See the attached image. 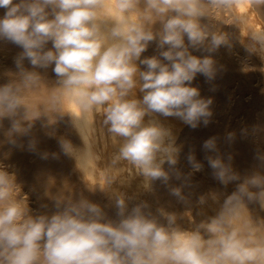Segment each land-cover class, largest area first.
Segmentation results:
<instances>
[{
  "label": "clouds",
  "instance_id": "obj_1",
  "mask_svg": "<svg viewBox=\"0 0 264 264\" xmlns=\"http://www.w3.org/2000/svg\"><path fill=\"white\" fill-rule=\"evenodd\" d=\"M243 2L0 0V43L20 49L13 58L16 71L0 84V129L7 120L10 127L3 134L8 144L30 136L41 117L53 124L47 115L29 118L23 103L24 93L39 87L50 70L57 89L55 121L68 116L82 136L89 114L102 112L106 131L120 141L111 165H130L140 190L151 192L159 182L187 205L192 193L184 189L194 187L192 177L204 172L205 164L216 183L235 184L220 212L187 230L178 225L175 211H146L147 201L134 202L111 180L107 197L115 219L82 195L57 198L50 215L26 218L24 206L11 198L13 174L0 167V264H264L259 229L251 221L243 227L233 223L235 211L250 203L264 208V172L241 176L233 156L221 155L216 137L202 143V159L189 149L185 172L179 166L183 146L163 122L171 117L191 129L208 126L213 101L194 81L198 76L214 81L225 70L216 59L221 48L231 52L239 42L249 56L264 62V28L240 35L247 17L236 16L235 9ZM248 2L264 5V0ZM214 11L232 14L238 31L217 26L211 20ZM153 42L155 54L142 56ZM65 100L78 112L59 111ZM227 139L231 143L234 134ZM58 144L76 160L68 139L61 136ZM35 148L30 139L28 149ZM255 159L264 168V154L257 152ZM198 202L203 205L205 197Z\"/></svg>",
  "mask_w": 264,
  "mask_h": 264
},
{
  "label": "bare ground",
  "instance_id": "obj_2",
  "mask_svg": "<svg viewBox=\"0 0 264 264\" xmlns=\"http://www.w3.org/2000/svg\"><path fill=\"white\" fill-rule=\"evenodd\" d=\"M2 14H3V10L0 9V15ZM235 15L240 16V17H244V16L247 17L246 26L244 25L240 26L241 27V31H240L241 37L247 36V29L264 28V5L254 7L248 2V0H244V2L235 9ZM211 20L217 26L225 28L226 31H233V32L238 31V29L234 27L235 20H234L233 15L228 12L214 11L213 13H211ZM153 44L154 42L152 43V45ZM155 46L154 48H156ZM148 50L150 49H147L146 52L142 54V56L144 55L146 56V54L149 53ZM19 51L20 49H18L17 47H15L14 45L10 43L8 44L0 43V84L7 82V80L9 79V76H8L9 72L16 71L13 58L15 55L18 54ZM151 51L152 50H150V52ZM217 55H218L217 58L219 57L218 61H220V63L224 65V68H225V70L221 73L222 81L224 80V82H228V84L231 81H233V83L231 82L232 84H234L235 82L237 95H239L241 99L236 102L235 106H233L232 108L233 111L237 112V111L246 109L247 108L246 105H248L246 104V102L248 101H244L246 104L245 105L242 100H245V97L248 96L252 99L251 104H250L251 109L248 110V113L252 112L253 111L252 109L260 110V113L262 114V119L264 120V92L261 91V89H264V71H261V69H264V62H262L255 55L249 56V54L246 52L243 45L240 44L239 42H234V46L231 52H229L225 48H221ZM244 62H246L247 65ZM245 66L247 67L245 68ZM52 79H54V77H52L51 71L49 70L48 76L45 77V80L41 82L39 87L34 88V89H29L24 93L23 103L29 109V118H35L36 116H39V115H47L49 117V121L52 122L53 124L49 125L47 123L46 117H41L40 119H37L34 122L31 135L19 137L17 145L15 146L8 144L5 141V137L3 133L5 130H7L8 127H10L9 122L7 120L4 121V128L0 129V167H3L10 174H13L15 185H14V188L11 190V198L16 202H19L22 206H24L26 218H28L29 216L34 217V216L43 215V214L50 215L55 210V202L57 198L79 199L82 195L92 200L93 202L99 203L104 208L108 217L110 219H115L116 217H115L114 205L107 197V193L109 191V180L113 182H117V184L114 186L119 187V190L124 192L126 196L132 197L134 202L136 200L147 201L150 205V208L147 209L146 211H154L151 208V203L153 201H155L154 203H157V200L159 199L161 192H162V195L163 193H166L167 195H169L166 188L163 185H161L159 182H156L153 185V191L144 192L138 188L139 179L136 178L135 172L131 168L130 165H128L126 162H121L116 167H113L111 165V161L119 148L120 141L117 138L108 134V132L106 131L102 123V120H103L102 112L89 114L88 126L81 129L82 136L72 126L70 122V118L68 116L65 115L62 118L57 116L56 121H55L57 108L53 106L52 96L57 92V89ZM194 83H197V82L194 81ZM195 85L197 86V84ZM198 85L202 86L201 83H199ZM201 86H199V88H201ZM227 87L228 86L224 88V90L222 91V94L223 93L224 94L221 96L225 97L227 93ZM229 89H231L230 86H229ZM231 90H234V89H231ZM230 92L229 94H231ZM209 93L212 94L213 92H211L210 90L207 91V93H205L207 94L206 95L207 97H209L208 96L210 95ZM226 98L227 97H225V100ZM232 99H234V97ZM218 102L220 101L218 100ZM214 107L215 106L213 105V108ZM229 109L231 110V108ZM59 111L61 112L77 111L78 112V110L75 109L74 106L70 104L69 102H67L66 100L62 102V106L59 109ZM211 111L213 114L215 113L214 114L215 116L217 115L216 114L217 108ZM262 119L260 121H262ZM163 122L165 123L167 127L171 128L173 134L177 138L178 134L180 133L179 131L182 130L181 127L183 124L179 120L175 118H171V117L167 119H163ZM247 122H248L247 126L243 128L244 132L242 136L239 137V136L234 135V140H233L234 142L232 141L230 143L228 140H226L227 144L224 143L225 144L224 149L222 147L221 148L219 147V149L221 150L223 149L221 155L231 154L233 156V165L235 167V170L239 172L241 176L250 174L251 172L256 171V170L264 172V168H262L261 170L259 167L258 161L255 159L256 154L252 152L254 151V147H257V146H254V144L261 145V147H262V144H264V130H261L259 132V135L255 137V141H254V137L249 135L250 134L249 128L252 127L253 125L250 120H247ZM262 122H263L262 125H264V121ZM224 123L226 124V122ZM210 125H212L211 118H210V123L208 124V126ZM214 128L215 127H213L212 125V129H209V130L215 133L220 132L218 129L219 127L215 129ZM61 136L68 139L73 145L74 149L77 150V152L75 153L76 160L72 156L65 154L60 149L59 144H58V138ZM30 139H35L36 141V148L34 151L28 149V142ZM237 142L238 143L242 142L241 144L242 146L239 147V146H235L232 144V143H237ZM259 143H262V144H259ZM177 144L180 145L178 141H177ZM218 145L222 146V144L221 145L218 144ZM183 147L182 149H184ZM196 149H193V150H196ZM44 153L48 154L46 159L42 158V154ZM181 157L183 159V156ZM245 162H248V163L250 162L249 164H251V166L248 167L246 165L247 163L245 164ZM209 175L210 174H208V176ZM118 183L124 186H120ZM194 184L196 185L197 183H194ZM203 185H200L199 188L202 187ZM208 187L211 190V195L213 194L212 196L214 198H218L219 200H221V203L219 201L217 202L216 200H213L212 198L209 199L211 196L207 197L208 200H211V202L208 201L207 199L205 200L209 202V206H210L209 210L211 213H207L206 209H208V207L206 203H205L206 211L199 208L200 206H198L197 210L195 209L197 211L196 215L198 219L196 220L199 221L200 223L202 221L207 220L208 217L214 216L218 212H220L223 209V202L226 196L231 194V192L235 190V184H230L227 187H223L220 184L216 183L214 180H212V178L210 179ZM190 191L192 190L189 189V192ZM194 192L192 191L191 193L194 194ZM206 193L208 192L206 191ZM193 194L192 196L195 197V194L194 195ZM204 196L206 197V194ZM166 197H169V196H166ZM171 197L173 198V196ZM194 197H190L189 199L192 198L193 200ZM164 200L166 199L164 198ZM159 201L156 204V206L159 203L161 204L162 201L160 202ZM163 202L167 204L166 201H163ZM173 203H174V199H173ZM190 203L191 201L189 202V204ZM171 205L172 204H170V206ZM160 206L161 205H158L157 207H160ZM166 206L165 208L168 207ZM154 207H155V204H154ZM172 207L174 206L172 205ZM184 209L186 208L184 207ZM182 213H183V210H182ZM234 214L236 215V219L234 220L235 227H243L246 222L251 221L254 224V226H256L259 229V232L257 234L260 236H264V208H261L259 203H255V202L250 203L248 207H244L242 209L236 210ZM184 217L185 216H183L182 219ZM185 221H187V217L184 218V222ZM188 221L190 222L189 219ZM184 222H182L183 224L181 226L180 221H179L180 224L177 221V223L180 225L181 228L184 227L183 229H187V230L193 229L192 227L186 228L187 225H190V224H187V222H185L184 224ZM191 225H193V223Z\"/></svg>",
  "mask_w": 264,
  "mask_h": 264
},
{
  "label": "rangeland",
  "instance_id": "obj_3",
  "mask_svg": "<svg viewBox=\"0 0 264 264\" xmlns=\"http://www.w3.org/2000/svg\"><path fill=\"white\" fill-rule=\"evenodd\" d=\"M156 27H158V25H155ZM154 26V27H155ZM155 44V43H154ZM152 45V43L150 44V46H149V48L148 49H150V50H152L151 52H150V50H148V54H146V56H152V54L154 55V53H155V49L156 48H154V46L155 45ZM156 47V46H155ZM151 54V55H150ZM145 56V55H144ZM217 56L218 55H216V59H217V62H218V64H221L220 63V61H218L219 59V57L217 58ZM245 64H246V62H244ZM247 65V64H246ZM222 73V72H221ZM219 74L218 75V77L214 80V82L213 81H206L205 79H204V77H202V76H198L197 78H196V82L197 83H194V86H196L195 84H197V86L199 87V86H201V85H198L199 83H201L202 84V86H201V88H200V90H201V95L203 96V97H205L207 94H205V93H207V91H211V92H213L212 94H210V95H208L209 97H205V98H211L212 99V101H213V105L215 106L214 108H213V105H211L210 106V108H211V110H214L215 108H217V112H216V116L213 114V116L211 117V122H212V125H213V127H215V128H218L219 129V133H215V132H211L209 129H212V125H210V126H207V127H205V126H203V124H201L197 129H191L190 127H188V126H186V125H184L183 123V125H182V130H180L179 132V134H178V137H177V141H178V143L180 144V145H182V146H184L183 148L184 149H182L183 151H182V153H181V156H183V159H184V156L187 154V152L189 151V149H196V150H194V152H195V154H196V156H197V158L198 159H202L203 158V152H202V150L200 149L201 148V145H202V143L206 140V139H208V138H210V137H216V139H218L217 141V145L218 144H222V146H219L218 145V148L220 147H222L223 149H224V146H225V144L224 143H226L227 144V142H226V140H228L227 139V136H228V133H233L234 135H236V136H242L243 135V128H245L246 126H247V120H250L251 121V123H252V127H250L249 129H250V131H249V135L250 136H252V137H254V141H255V137L256 136H258L259 135V132L261 131V130H264V125H262V121H264L263 119H262V114L260 113V110H255V109H252L253 111L252 112H250V113H248V110L249 109H251V106H250V104H251V101H252V99L250 98V97H245V100H242L243 101V103L245 104V102L244 101H248V102H246V104H248V105H246L247 106V110L246 109H243V110H240V111H233V106H235V104H236V102L237 101H239V100H241L240 99V97H239V95H237V91H236V86H235V82H234V84H232L233 83V81H231V82H229V84H228V82H224V80L222 81V77H221V75L222 74ZM199 78V79H198ZM198 80V81H197ZM221 80V81H220ZM200 81V82H199ZM226 81V80H225ZM227 83V84H226ZM224 86H223V85ZM212 86V87H211ZM226 86H228L227 87V93H226V95H225V97H227L226 98V100H225V97L224 96H221V95H223L222 94V91L224 90V88H226ZM229 86H230V88L231 89H234V90H231V89H229ZM213 88L215 89V90H213ZM205 89V90H204ZM207 89V90H206ZM218 89H219V91H218ZM205 93H204V92ZM216 91V92H215ZM231 93V94H229V92ZM233 91H234V93H233ZM236 91V92H235ZM215 93H217V94H215ZM204 94V95H203ZM219 94V95H218ZM228 94V95H227ZM217 95V96H216ZM216 96V97H215ZM238 96V97H237ZM222 97V98H221ZM234 97V99H232ZM236 97H237V99H236ZM224 98V99H223ZM231 98V99H230ZM248 98H249V100H248ZM230 99V100H229ZM244 99V98H243ZM218 100L221 102H218ZM234 100V101H233ZM236 100V101H235ZM225 101V102H224ZM230 102V103H229ZM250 106V107H249ZM249 107V108H248ZM229 108H231V110L229 109ZM255 111V112H254ZM236 112V113H235ZM258 112V113H257ZM231 113H233V114H231ZM246 113H247V115H246ZM253 113H254V115H253ZM221 114V115H220ZM225 114V115H224ZM260 114V115H259ZM220 117H219V116ZM237 117H236V116ZM221 116H223V117H221ZM228 116V117H227ZM241 116V117H240ZM246 116H248V117H246ZM233 118V119H232ZM243 118V119H242ZM262 119V121H260ZM214 120V121H213ZM255 120V121H254ZM218 124H217V123ZM219 122H221V123H219ZM224 122H226V124L224 123ZM228 122V123H227ZM261 122V123H260ZM224 123V124H223ZM260 123V124H259ZM225 125V126H224ZM234 125V126H233ZM255 125V126H254ZM258 125V126H257ZM222 126H223V128H222ZM238 126V127H237ZM240 126H241V128H240ZM227 127V128H226ZM263 127V128H262ZM214 128V129H215ZM255 129V130H254ZM222 130V131H221ZM253 130V131H252ZM258 130V131H257ZM196 131V132H195ZM203 131V132H202ZM237 131V132H236ZM198 132V133H197ZM210 134H209V133ZM223 132H224V134H223ZM236 132V133H235ZM188 133V134H187ZM202 133H204V134H202ZM258 133V134H257ZM212 134V135H211ZM219 134V135H218ZM187 137H186V136ZM196 135V136H195ZM195 136V137H194ZM200 136V137H199ZM193 139H192V138ZM204 138V139H203ZM181 139V140H180ZM187 139V140H186ZM202 139V140H201ZM253 139V138H252ZM191 140V141H190ZM220 140V141H219ZM195 141V142H194ZM258 141V140H257ZM234 142V141H233ZM233 145H235V146H242L241 144H242V142L241 143H232ZM259 144H262V143H259ZM192 145V146H191ZM254 146H257V147H254V151H252L253 153H255V154H257V152H259V153H261V154H264V144H262V147H261V145H258V144H254ZM261 147V149H260V147ZM195 147V148H194ZM223 149L221 150L220 149V152H221V154H222V151H223ZM261 150V151H260ZM263 150V151H262ZM187 151V152H186ZM256 151V152H255ZM186 152V153H185ZM184 153V154H183ZM181 159V161H180V165L182 166V169H183V171H185V172H187L189 169H188V166H187V163H186V161H184L183 159H182V157L180 158ZM247 163V164H246ZM250 163V162H249ZM248 162H245V164L248 166V167H250L251 166V164H249ZM180 166V167H181ZM185 167H186V169H185ZM205 169H206V171H204V172H200V173H196V174H194V176L192 177V180H193V182L194 183H197L196 185H198V183H199V185L198 186H196L194 183V187L192 188V189H190V190H192L193 192L195 191V189H196V191L194 192V194H195V197L194 196H190V197H194V201L192 200V198L191 199H189L190 201H191V206H190V204H187V205H185V206H183L184 204H181L180 202H178V201H175V200H177L176 198H172L171 197V195H167L166 193H163V195H162V192L160 193V197H159V199L157 200V203H158V201L160 200V201H162L161 202V204L159 203L158 205H161L162 207H165L166 205L169 207H167V209L169 210H171V211H175L176 209H177V207H178V209L175 211V212H177V215H178V217H181L182 215L183 216H185V217H187V221H185V222H187V224H190V225H187V227L186 228H189V227H192L193 229L194 228H196L198 225H199V221H197L198 219H197V215H196V210L198 209V206H200L199 208H201L202 210H204V211H206L207 210V213H211L210 212V206H209V202L208 201H210L211 202V200H208V198L207 197H210L209 199H213V200H216L217 202L219 201L220 203H221V200H219L218 198H214L212 195H211V190H210V188L208 187L209 186V182H210V179H211V176L209 175L208 176V174H209V170L207 169V165H205ZM233 167H234V165H233ZM188 169V170H187ZM234 169H235V167H234ZM261 170H262V168H260ZM207 170H208V172H207ZM207 174V175H206ZM208 177H210V178H208ZM206 178H208V179H206ZM213 180V179H212ZM203 181H204V183H203ZM175 183V182H174ZM205 186H207V187H205ZM200 185H203L202 187H200L199 188V186ZM230 185V184H229ZM195 186H196V188H195ZM195 188V189H194ZM197 188H198V190H200V191H198L197 190ZM202 188H203V190H202ZM206 188V189H205ZM205 189V190H204ZM201 190H202V192H201ZM184 191H186L185 193L187 194V192H189V189H185ZM192 191H190V192H192ZM199 193H198V192ZM203 191H204V193L206 194V197L204 196L205 194L203 193ZM206 191L209 193H206ZM197 193V194H196ZM203 193V194H202ZM166 194V195H165ZM193 194V193H192ZM193 194V195H194ZM198 194H200V195H203L204 197H205V200L207 199L208 201H205V203L207 204V207H208V209H206V204L204 203L203 205H200V204H197V203H199L198 202V200H199V198H198V196L200 197V195H198ZM208 194V195H207ZM162 195V196H161ZM166 196H169V197H166ZM189 197V198H190ZM164 198L166 199V200H164ZM172 201H170L169 199ZM196 198V199H195ZM169 201H168V200ZM173 199H174V203H173ZM218 199V200H217ZM212 200V201H213ZM159 201V202H160ZM163 201H168L167 202V204L166 203H164ZM155 201H153L152 203H151V208H152V210H154V211H152V212H155V210L158 208L157 206H156V204L157 203H154ZM193 202V203H192ZM197 202V203H196ZM208 202V203H207ZM155 204V207H154V204ZM172 204L174 207H172V205L170 206V204ZM179 203H180V205H179ZM194 203H196V204H194ZM152 204H153V206H152ZM178 204V205H177ZM160 206V207H161ZM177 206V207H176ZM183 206V207H182ZM194 206V207H193ZM154 207V208H153ZM170 207H172V208H170ZM180 207V208H179ZM184 207L186 208V209H184ZM183 210V213H182V210ZM190 209V210H189ZM196 209V210H195ZM206 209V210H205ZM195 210V211H194ZM179 211V212H178ZM185 211V212H184ZM179 213H181V214H179ZM184 213H185V215H184ZM188 214V215H187ZM194 215V216H193ZM196 215V216H195ZM182 216V217H183ZM182 217L181 218H179L178 219V223H179V221H180V223H181V226H182V222H184V218L182 219ZM188 219L190 220V222L188 221ZM197 219V220H196ZM183 220V221H182ZM196 220V221H195ZM182 221V222H181ZM185 222H184V224H185ZM189 222V223H188ZM193 223V225H191L192 223ZM197 222V223H196ZM179 223V224H180ZM197 225H196V224ZM233 223H235V221L233 222ZM178 224V225H179ZM180 226V225H179ZM195 226V227H194ZM184 228V227H183ZM191 229V228H190Z\"/></svg>",
  "mask_w": 264,
  "mask_h": 264
}]
</instances>
